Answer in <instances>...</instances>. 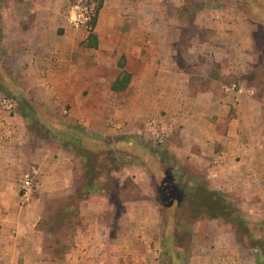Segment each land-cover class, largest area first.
<instances>
[{
    "label": "rangeland",
    "instance_id": "374dc122",
    "mask_svg": "<svg viewBox=\"0 0 264 264\" xmlns=\"http://www.w3.org/2000/svg\"><path fill=\"white\" fill-rule=\"evenodd\" d=\"M71 1L0 0V136L8 126L19 125L24 146L19 154L23 169L10 173L18 197L1 210L28 208L34 213L47 258L64 257L79 232L98 223L110 228L116 237L112 240L120 242L117 259L111 260L102 248L106 255L100 264H135L130 254L144 264H264V211L257 201V186L244 179L222 186L230 179L217 153L221 149L204 154L201 161L192 155L190 123L179 140L170 114L152 125L141 121L134 128L106 134L95 132L90 123H70L64 113L68 105L56 103V97L52 101L41 97L35 86V16L44 19L50 11L63 16ZM173 2L179 8L170 14L182 24L171 31L181 36L179 48L183 51L194 41L184 64L192 70L223 68L226 73L217 76L221 89L213 94H237L264 104V0ZM3 24L8 25L7 34ZM18 24L33 29L21 34ZM210 51L224 54L226 61H211ZM195 59L199 61L194 63ZM195 92L185 91L188 96ZM8 145L3 158L11 153ZM31 146L35 162H28L30 155L25 153ZM49 161L55 177L41 181ZM24 176L33 183L28 199L20 196ZM212 211L220 214L210 215ZM133 230L145 232L136 238ZM112 240L104 239L108 244ZM142 240L145 247L132 245L126 250L127 244Z\"/></svg>",
    "mask_w": 264,
    "mask_h": 264
},
{
    "label": "crops",
    "instance_id": "0c3cea01",
    "mask_svg": "<svg viewBox=\"0 0 264 264\" xmlns=\"http://www.w3.org/2000/svg\"><path fill=\"white\" fill-rule=\"evenodd\" d=\"M177 5L173 0H104L91 32L66 27L64 17L53 11L44 19L35 16V86L45 100L56 97V103L69 106L64 113L70 123H90L95 132L114 134L141 121H163L170 114L179 130L175 140H179L190 123L191 154L201 161L204 154L213 155L220 148L217 153H221L224 174L230 179L222 181V186L238 179L257 186V201L264 211V104L261 99L237 94H213L222 85L217 76L226 71L192 70L184 64L182 59L188 57L194 41L182 51L180 34L171 33L182 26L181 19L170 14ZM1 26L7 34L8 25ZM16 29L23 34L33 26L18 24ZM209 48L214 51L215 46ZM213 51L208 59L226 61L224 54ZM187 89L197 92L188 96ZM18 127L10 125L0 136V264H100L106 254L111 260L116 258L120 242L112 240L116 237L110 228L98 223L80 231L64 257L47 258L34 213L28 208L1 210L18 197L10 175L24 167L19 157L24 149L23 132ZM6 144L11 153L3 158ZM25 153L30 155L28 162H35L33 146ZM47 172L41 181L55 177L53 162ZM143 232L132 233L140 238L137 234ZM107 237L111 244L104 241ZM145 241L126 243V250L132 245L145 247ZM102 248L106 254L101 253ZM130 256L133 263L144 264L141 257Z\"/></svg>",
    "mask_w": 264,
    "mask_h": 264
},
{
    "label": "built area",
    "instance_id": "2783aa9c",
    "mask_svg": "<svg viewBox=\"0 0 264 264\" xmlns=\"http://www.w3.org/2000/svg\"><path fill=\"white\" fill-rule=\"evenodd\" d=\"M103 3L104 0H72L64 10L65 26L75 30L93 31V20ZM231 86L235 87L236 85L232 84ZM148 123L149 125L153 124L152 121ZM20 182V195L22 198L28 199L33 188L32 180L29 176H24Z\"/></svg>",
    "mask_w": 264,
    "mask_h": 264
},
{
    "label": "trees",
    "instance_id": "16d2710c",
    "mask_svg": "<svg viewBox=\"0 0 264 264\" xmlns=\"http://www.w3.org/2000/svg\"><path fill=\"white\" fill-rule=\"evenodd\" d=\"M25 117H27V116L25 115ZM205 192H206V194H207V191H205ZM208 193H209V192H208ZM209 195H210V196H215V195H218V194L212 192V193H209ZM209 214L215 216V215H218V214H220V213L215 212V211H212V212L209 213ZM226 215H227V217L229 216V217H228L229 220H231L232 222H235V223L239 224V219H238L235 215H234V217H231L230 213H227ZM238 216H239V215H238ZM240 218H241V217H240Z\"/></svg>",
    "mask_w": 264,
    "mask_h": 264
}]
</instances>
